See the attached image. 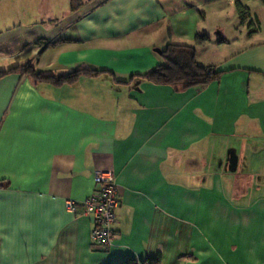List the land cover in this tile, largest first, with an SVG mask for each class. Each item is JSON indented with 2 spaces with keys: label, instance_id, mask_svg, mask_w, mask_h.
<instances>
[{
  "label": "crops",
  "instance_id": "obj_1",
  "mask_svg": "<svg viewBox=\"0 0 264 264\" xmlns=\"http://www.w3.org/2000/svg\"><path fill=\"white\" fill-rule=\"evenodd\" d=\"M71 3L0 0V69L111 71L0 76V264H264V0ZM196 33V61L218 79L130 76ZM95 169L116 181L107 247L81 206Z\"/></svg>",
  "mask_w": 264,
  "mask_h": 264
},
{
  "label": "trees",
  "instance_id": "obj_2",
  "mask_svg": "<svg viewBox=\"0 0 264 264\" xmlns=\"http://www.w3.org/2000/svg\"><path fill=\"white\" fill-rule=\"evenodd\" d=\"M76 8V4L70 5V10ZM208 39L203 33L194 35L193 43L168 42L159 49L161 61L155 64L151 69L130 76L139 75L147 81L153 83L170 84L174 88H185L189 86H201L210 81L218 79L221 71L215 69L212 65H203L196 61L195 45L201 44ZM218 37L217 40H223ZM47 43V42H46ZM15 68L32 77L36 81H47L54 85L70 83L82 75H95L105 69H93L88 67H76L60 74H51L38 71L26 60L19 66L0 69V76ZM111 72V71H109ZM108 264H160L159 253L154 257L137 258L129 256Z\"/></svg>",
  "mask_w": 264,
  "mask_h": 264
},
{
  "label": "built area",
  "instance_id": "obj_3",
  "mask_svg": "<svg viewBox=\"0 0 264 264\" xmlns=\"http://www.w3.org/2000/svg\"><path fill=\"white\" fill-rule=\"evenodd\" d=\"M93 182L96 188L82 200V212L91 219L90 241L99 247H107L111 244V226L115 220L114 210L118 205L114 173L112 170L95 169ZM66 207L72 208V203L67 201Z\"/></svg>",
  "mask_w": 264,
  "mask_h": 264
},
{
  "label": "rangeland",
  "instance_id": "obj_4",
  "mask_svg": "<svg viewBox=\"0 0 264 264\" xmlns=\"http://www.w3.org/2000/svg\"><path fill=\"white\" fill-rule=\"evenodd\" d=\"M71 2H72V4H75L77 2V0H71ZM256 23H258V25L259 24L264 25V20H262L260 22H256Z\"/></svg>",
  "mask_w": 264,
  "mask_h": 264
},
{
  "label": "water",
  "instance_id": "obj_5",
  "mask_svg": "<svg viewBox=\"0 0 264 264\" xmlns=\"http://www.w3.org/2000/svg\"><path fill=\"white\" fill-rule=\"evenodd\" d=\"M156 51H159V48H154Z\"/></svg>",
  "mask_w": 264,
  "mask_h": 264
}]
</instances>
